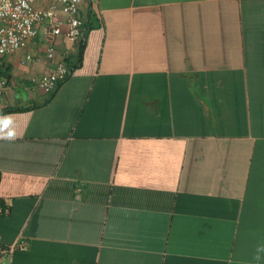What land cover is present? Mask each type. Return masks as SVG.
Here are the masks:
<instances>
[{"label":"crops","instance_id":"crops-1","mask_svg":"<svg viewBox=\"0 0 264 264\" xmlns=\"http://www.w3.org/2000/svg\"><path fill=\"white\" fill-rule=\"evenodd\" d=\"M80 11L81 44L5 60L0 264H264V0Z\"/></svg>","mask_w":264,"mask_h":264},{"label":"built area","instance_id":"built-area-1","mask_svg":"<svg viewBox=\"0 0 264 264\" xmlns=\"http://www.w3.org/2000/svg\"><path fill=\"white\" fill-rule=\"evenodd\" d=\"M83 0H0V59L6 60L38 38L46 45V56L53 59L61 37L73 46L82 43L85 34V18L80 6ZM65 56L53 72L32 78L31 83L45 94H52L57 87L73 74V66ZM41 59L27 54L23 64L38 62ZM6 62V61H5ZM9 82L0 79V103ZM6 208H0V215L7 214ZM26 242H16L9 246L0 243V260L10 257L16 250H26Z\"/></svg>","mask_w":264,"mask_h":264},{"label":"trees","instance_id":"trees-1","mask_svg":"<svg viewBox=\"0 0 264 264\" xmlns=\"http://www.w3.org/2000/svg\"><path fill=\"white\" fill-rule=\"evenodd\" d=\"M11 68L10 66L3 61V59H0V79L5 78L8 80V82L11 80ZM0 207H2L1 202H0Z\"/></svg>","mask_w":264,"mask_h":264}]
</instances>
